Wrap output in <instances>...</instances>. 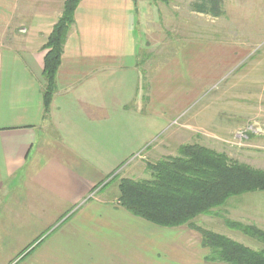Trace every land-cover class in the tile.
I'll use <instances>...</instances> for the list:
<instances>
[{"label": "crops", "instance_id": "1", "mask_svg": "<svg viewBox=\"0 0 264 264\" xmlns=\"http://www.w3.org/2000/svg\"><path fill=\"white\" fill-rule=\"evenodd\" d=\"M2 1L0 264H170L154 250V223L123 207L118 188L136 178L124 161L159 146L165 104L176 99L163 83V53L176 62V46L136 32V7L155 23L160 6L81 0L45 112L43 45L63 7ZM164 46L173 50L143 56Z\"/></svg>", "mask_w": 264, "mask_h": 264}, {"label": "rangeland", "instance_id": "2", "mask_svg": "<svg viewBox=\"0 0 264 264\" xmlns=\"http://www.w3.org/2000/svg\"><path fill=\"white\" fill-rule=\"evenodd\" d=\"M201 1H159L160 21L155 23L152 19L144 20L143 7H136V17L142 22L136 30L139 41L173 42L176 46V62L169 61L170 57L163 53L164 93L168 98L174 90L176 99L174 104H165L166 128L158 131L163 130L159 146L145 158L132 155L123 164V167L132 165L136 178L150 177L148 162L176 155L181 144L195 142L264 169V0H222L220 16L200 12L195 4ZM33 2H37L38 10H43L46 5L62 8L64 1ZM2 3L0 0V10ZM152 3L154 9L155 2ZM162 49L173 50L145 48L143 56L150 51L155 58ZM226 219L264 229V191L233 196L222 207L196 218L205 228L255 249L263 248L262 241L229 227ZM151 225L155 227L153 230L157 229L152 234L158 247L154 250L159 249V256L166 262L207 263L204 257L208 249L202 246L197 231L186 226ZM133 242L136 245V239Z\"/></svg>", "mask_w": 264, "mask_h": 264}, {"label": "trees", "instance_id": "3", "mask_svg": "<svg viewBox=\"0 0 264 264\" xmlns=\"http://www.w3.org/2000/svg\"><path fill=\"white\" fill-rule=\"evenodd\" d=\"M137 2V0H134ZM155 3L168 0H152ZM81 0H65L61 16L48 35L44 57V111L50 109L57 90V73L64 45L75 24ZM222 0H202L195 7L202 13L220 16ZM149 178L121 177L119 202L133 215L162 227L186 226L201 235L208 249L205 264H264V247L255 249L196 222L202 214L225 205L236 195L264 191V169L231 159L226 153L200 143H184L176 155L148 162ZM225 223L264 243V229L226 219Z\"/></svg>", "mask_w": 264, "mask_h": 264}]
</instances>
